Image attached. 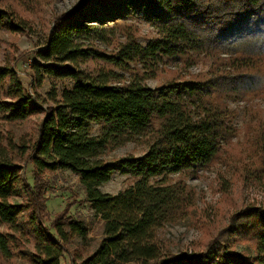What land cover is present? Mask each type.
<instances>
[{
	"label": "trees",
	"instance_id": "obj_1",
	"mask_svg": "<svg viewBox=\"0 0 264 264\" xmlns=\"http://www.w3.org/2000/svg\"><path fill=\"white\" fill-rule=\"evenodd\" d=\"M34 2L0 0V30L27 31ZM141 8L154 30L145 45L126 19ZM51 22L30 64L38 83L53 79L51 102L40 105L15 68L0 65V120L43 113L34 136L9 137L1 148L0 264H14L27 243L32 264H60L64 253L78 264H264V206L232 213L203 250L176 254L163 234L196 210L193 189L172 176L222 163L239 133L230 103L264 95V0H78ZM200 61L207 70L184 78ZM168 64L179 68L176 76L151 88L147 81ZM249 131L259 155L242 171L256 177L264 171V138ZM127 142L147 152L119 158L133 181L116 194L103 192L115 170L104 157ZM256 160L261 167L252 170ZM56 170L78 176L100 237L70 213L71 201L50 218L43 174ZM237 241L254 257L232 249Z\"/></svg>",
	"mask_w": 264,
	"mask_h": 264
},
{
	"label": "rangeland",
	"instance_id": "obj_2",
	"mask_svg": "<svg viewBox=\"0 0 264 264\" xmlns=\"http://www.w3.org/2000/svg\"><path fill=\"white\" fill-rule=\"evenodd\" d=\"M8 2L11 0H7ZM78 0H35L29 6L26 13L28 29L25 32L10 33L7 30H0V65L10 64L13 66L23 83L24 87L44 107L51 102L48 92L53 87V79L44 77L38 83L37 76L31 70L33 51L41 48L45 42V36L54 15L70 10ZM113 2V0H112ZM90 8L95 9L94 5ZM90 8L88 10H90ZM102 10V7H98ZM114 9V8H112ZM126 19L135 23L139 28L138 40L145 45L148 39L154 35V30L145 20L143 8L130 10ZM207 61L190 66L184 78L189 79L208 68ZM178 67L173 64L164 65L155 78L147 81L151 88H158L165 80L176 76ZM182 73V72H181ZM183 74V73H182ZM230 108L236 111L234 123L239 129L236 138L230 145V151L221 155L220 160L215 161L205 169H200L196 174L173 175V182L183 180L194 191L195 209L189 210L188 214L164 227L163 234L170 243L171 250L179 254L203 250L208 242L229 223V217L235 211L244 206H264V171L256 177L247 176L248 172L242 171L243 162L258 156V148H255L248 139L255 130V135L264 138V95L250 97L245 101L230 103ZM43 113L38 112L29 119L21 122H7L0 120V153L1 148H6L9 137L14 139H27L34 136L37 130V123ZM254 120H251V119ZM256 118V123H255ZM97 127L93 125V133ZM263 135V136H262ZM245 146V147H244ZM147 152L145 144L127 142L124 145L109 151L105 160L115 167L108 182L103 183L100 189L103 192L116 194L133 179L124 172L118 165V159L126 155L143 156ZM25 174L28 181L32 182V164L27 163ZM251 169L261 167V160H256ZM43 179L47 182L46 202L47 210L51 215L62 210L65 204L72 202L70 213L84 217L90 227V236L100 237L101 222L92 214L88 203L85 202L84 191L79 184L78 176L67 170L46 171ZM48 224V222H47ZM14 264H32L29 260V252L32 244L21 245ZM232 249L244 253L251 258L254 252L245 244L235 242ZM60 264H78L71 256L64 253Z\"/></svg>",
	"mask_w": 264,
	"mask_h": 264
}]
</instances>
